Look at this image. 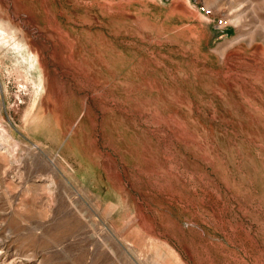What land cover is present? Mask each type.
<instances>
[{"label": "rangeland", "instance_id": "1", "mask_svg": "<svg viewBox=\"0 0 264 264\" xmlns=\"http://www.w3.org/2000/svg\"><path fill=\"white\" fill-rule=\"evenodd\" d=\"M0 264H264V0H0Z\"/></svg>", "mask_w": 264, "mask_h": 264}]
</instances>
